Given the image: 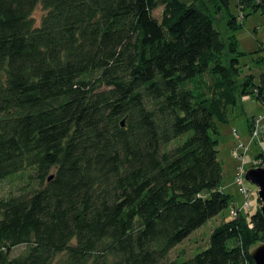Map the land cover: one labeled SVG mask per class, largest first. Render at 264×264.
<instances>
[{"label":"trees","instance_id":"obj_1","mask_svg":"<svg viewBox=\"0 0 264 264\" xmlns=\"http://www.w3.org/2000/svg\"><path fill=\"white\" fill-rule=\"evenodd\" d=\"M230 3L0 0V181L30 166L36 182L0 198V264H256L259 206L194 256L169 258L235 205L220 123L238 96L264 103V73L243 75L236 34L264 0H240L242 15Z\"/></svg>","mask_w":264,"mask_h":264},{"label":"rangeland","instance_id":"obj_2","mask_svg":"<svg viewBox=\"0 0 264 264\" xmlns=\"http://www.w3.org/2000/svg\"><path fill=\"white\" fill-rule=\"evenodd\" d=\"M230 11L236 14H241L239 9L240 0H230ZM33 13L37 25L41 24L43 15L47 12L42 4H39ZM163 7L154 10L153 14L161 19ZM242 15V14H241ZM223 18L225 16L223 15ZM220 19L218 16L216 26L220 29L225 39L230 35V30L225 19ZM244 25L237 31L240 50L246 52L241 55V66L243 67V75L254 74L256 81H260V71L264 72V59L257 62L258 57H264V14L262 10H256L254 13L244 18ZM238 103L236 106L230 108V121L226 124L220 123L219 133V153L218 157L223 167V185L227 192L232 193L235 206L240 207L241 212L252 213L255 212L257 207H260V199H258V190L256 184L246 181V186L251 188L250 203L251 206L243 207L248 200L245 194L239 189L235 182V174L237 173V166L239 163L244 162L247 169L257 161V154L260 150L264 151V139L261 138L253 140L252 133L249 130V120L254 115L263 117L261 119L264 123V103L250 96L247 102L243 100V96H238ZM261 123V122H260ZM240 142H244L248 146L242 158L233 156V149L238 147ZM34 170L32 167L18 171L16 174L8 176L5 180L0 181V198H7L10 195H18V193L29 191L36 186L34 178L31 176ZM230 204L229 208L222 211L219 216L210 218L204 225L200 226L192 232L189 237L183 242L176 245L170 252L169 258L176 259V257L187 260L189 257L194 256L199 251L204 250L210 243L212 231L226 219L232 216ZM240 214V213H239ZM238 214V215H239ZM25 249V245H20L12 251V256H17Z\"/></svg>","mask_w":264,"mask_h":264},{"label":"built area","instance_id":"obj_3","mask_svg":"<svg viewBox=\"0 0 264 264\" xmlns=\"http://www.w3.org/2000/svg\"><path fill=\"white\" fill-rule=\"evenodd\" d=\"M262 115H259L258 117H256L255 119V130L252 132V139L256 140V139H264V132H262L259 128V124L261 122L262 119ZM248 150V146L246 144H244V142H240L238 144V147L233 149V156H235L237 159L238 158H242L243 159V154H245V151ZM237 173L235 174V182L236 184L239 186V189H241V191L245 194L246 199L248 200V202L243 206V207H250L251 203H250V194H251V188H249L248 186H246V178H245V173L247 171L246 166H244V162L239 163V165L237 166ZM232 211V215L233 216H238L239 213H241L240 211V207L237 208L235 205L231 208Z\"/></svg>","mask_w":264,"mask_h":264},{"label":"water","instance_id":"obj_4","mask_svg":"<svg viewBox=\"0 0 264 264\" xmlns=\"http://www.w3.org/2000/svg\"><path fill=\"white\" fill-rule=\"evenodd\" d=\"M245 178L247 181L256 184L259 188L258 198L262 202L260 210H262V213L264 214V163L259 166H251L247 169ZM250 255H252L256 264H264V242H259L254 245L250 250Z\"/></svg>","mask_w":264,"mask_h":264},{"label":"crops","instance_id":"obj_5","mask_svg":"<svg viewBox=\"0 0 264 264\" xmlns=\"http://www.w3.org/2000/svg\"><path fill=\"white\" fill-rule=\"evenodd\" d=\"M239 9H240V7H239ZM242 12V11H241ZM237 33V32H236ZM262 73H264L262 70L260 71V76H261V74ZM256 82H259V81H256ZM247 99H250V95H247V96H243V100H245L246 102H247ZM260 115V114H259ZM255 117H258L257 115H254ZM259 128H260V130L262 131V132H264V123H262V121H261V123L259 124ZM225 190V189H224ZM227 191V190H226Z\"/></svg>","mask_w":264,"mask_h":264}]
</instances>
